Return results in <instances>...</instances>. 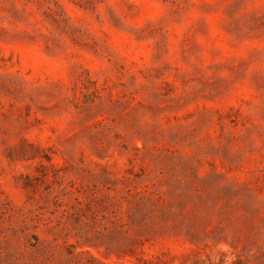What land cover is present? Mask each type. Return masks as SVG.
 I'll return each instance as SVG.
<instances>
[{
	"label": "rangeland",
	"instance_id": "rangeland-1",
	"mask_svg": "<svg viewBox=\"0 0 264 264\" xmlns=\"http://www.w3.org/2000/svg\"><path fill=\"white\" fill-rule=\"evenodd\" d=\"M0 264H264V0H0Z\"/></svg>",
	"mask_w": 264,
	"mask_h": 264
}]
</instances>
